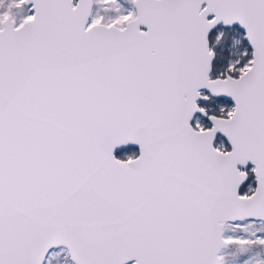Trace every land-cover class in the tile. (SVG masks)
Returning <instances> with one entry per match:
<instances>
[{
	"label": "snow or ice",
	"instance_id": "6c2138e0",
	"mask_svg": "<svg viewBox=\"0 0 264 264\" xmlns=\"http://www.w3.org/2000/svg\"><path fill=\"white\" fill-rule=\"evenodd\" d=\"M0 264H264V0H0Z\"/></svg>",
	"mask_w": 264,
	"mask_h": 264
}]
</instances>
